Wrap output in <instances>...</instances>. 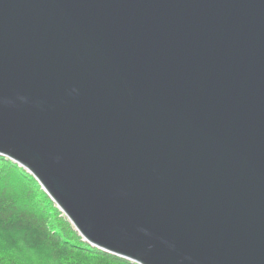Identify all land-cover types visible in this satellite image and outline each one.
<instances>
[{
    "label": "water",
    "instance_id": "obj_1",
    "mask_svg": "<svg viewBox=\"0 0 264 264\" xmlns=\"http://www.w3.org/2000/svg\"><path fill=\"white\" fill-rule=\"evenodd\" d=\"M0 154L99 249L264 264V0H0Z\"/></svg>",
    "mask_w": 264,
    "mask_h": 264
},
{
    "label": "trees",
    "instance_id": "obj_2",
    "mask_svg": "<svg viewBox=\"0 0 264 264\" xmlns=\"http://www.w3.org/2000/svg\"><path fill=\"white\" fill-rule=\"evenodd\" d=\"M0 264H139L83 239L23 165L0 154Z\"/></svg>",
    "mask_w": 264,
    "mask_h": 264
}]
</instances>
